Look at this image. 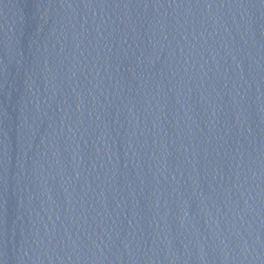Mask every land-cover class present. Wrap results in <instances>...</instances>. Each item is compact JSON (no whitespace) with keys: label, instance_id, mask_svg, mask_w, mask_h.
<instances>
[{"label":"water","instance_id":"95a60500","mask_svg":"<svg viewBox=\"0 0 264 264\" xmlns=\"http://www.w3.org/2000/svg\"><path fill=\"white\" fill-rule=\"evenodd\" d=\"M0 264H264V0H0Z\"/></svg>","mask_w":264,"mask_h":264}]
</instances>
